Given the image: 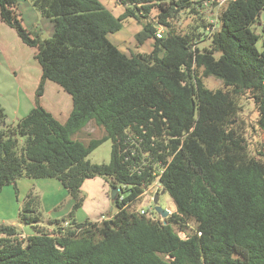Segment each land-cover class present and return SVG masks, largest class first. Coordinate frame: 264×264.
I'll list each match as a JSON object with an SVG mask.
<instances>
[{
    "label": "trees",
    "instance_id": "obj_1",
    "mask_svg": "<svg viewBox=\"0 0 264 264\" xmlns=\"http://www.w3.org/2000/svg\"><path fill=\"white\" fill-rule=\"evenodd\" d=\"M29 1L55 32L42 40L24 25L19 0H0V21L42 69L35 104L17 124L0 102V194L20 179H55L73 207L44 229L31 191L19 218L35 232L0 225V264H264V141L252 153L241 103L254 101L264 136V0L230 2L213 31L201 0H116L120 16L101 0ZM130 18L144 22L138 39L153 40L151 54L109 40ZM209 77L223 87L208 88ZM47 81L71 96L65 123L42 106ZM89 123L104 134L75 140ZM107 141L110 163H91ZM97 177L120 189L117 213L79 221L83 184ZM158 179L176 205L165 221L131 208Z\"/></svg>",
    "mask_w": 264,
    "mask_h": 264
},
{
    "label": "rangeland",
    "instance_id": "obj_2",
    "mask_svg": "<svg viewBox=\"0 0 264 264\" xmlns=\"http://www.w3.org/2000/svg\"><path fill=\"white\" fill-rule=\"evenodd\" d=\"M101 2L115 16H120L124 12V8L118 5L116 3V0H101ZM18 11L21 14V18L23 19L26 28H28L34 34H39L42 40L52 38L55 32L54 22L50 18L43 16L29 0H19ZM186 17H184L185 19H183V23L181 25L182 28H184L189 22V18H192ZM143 23L144 22L138 23L137 20L130 18L125 22L123 28L119 32L115 34H109L108 38L114 45L118 46L120 50L126 52L127 54H151L153 51V40H147L141 43L138 39V35L143 28ZM2 27H5L6 29H12L13 33L15 34L16 40L10 39L7 36L2 38L0 37V86L4 91L6 98L8 99H12L10 98V95L15 93L17 89L28 96L30 94L31 88H39L42 77L41 66L34 58L36 50L25 45L19 38L16 31L4 23H0V35L2 34ZM263 27L264 13L261 15L260 21L257 23V32L262 33ZM209 44L210 43L206 41L205 43H202L200 47H207L209 46ZM257 47L260 51H262V40L258 42ZM162 55L163 54L161 53L160 57ZM204 83L208 88L213 90H217L223 87L221 81L212 77L204 78ZM44 90L45 94L41 99L42 106L46 110L51 112L53 116L61 123H65L71 114L70 112L72 111L71 96L68 95L59 85L52 81H47L45 83ZM4 101L6 102L5 97ZM13 101L14 100H12L11 102ZM241 103L243 105L242 119H244L247 128V136L251 145V151L255 154L257 152V149L260 148L259 143H262L264 141V136H262V134L260 133L257 125L258 112L255 109L254 101L248 99V96H244ZM8 108V110L10 111L9 105ZM17 122L18 121H16V124ZM103 134L104 130L102 128H98L95 124L92 123V125H88L83 132L75 135L74 139L87 144L90 140L98 139ZM111 151L112 142L107 141L99 146L96 150H94L89 155L88 160L93 164H109L111 160ZM90 180H92V186L96 190L100 191L101 198H98L95 194L89 195V193H86L85 191L83 192L82 190L84 199L88 200V202H91V199L97 198L100 202V205H103L102 199H106L113 206L110 197L112 188L106 182V180L100 177ZM22 181H30L29 183L31 184L27 186ZM42 181L44 180H29L27 178L20 179L17 181V191L15 189V186H9L1 192L0 225L15 227L20 234H23L24 237L34 234V228L31 225L22 224L19 218L25 199L31 191L34 195L40 198L39 211L41 215V222L39 223V225L41 227H44V229L50 226V221L52 220V218H54L51 214V208L54 204H58L55 206L56 208H58V212H60L61 210L65 211L64 209L67 206V201L71 200L67 191L64 188H62V192L60 193L55 189L47 190ZM150 199V193H147V195L143 194L140 199H138L134 202L133 205H131V208L138 211L144 210L149 215L153 216V219L159 221L160 219H162V217L157 216V214L153 212L155 205L150 201ZM159 205L163 209L169 210L171 214L176 212V205L167 192L160 196ZM113 208V214H116L117 208L115 206H113ZM110 209H105L104 218L109 217ZM79 212L77 213V219L79 221L82 219L86 220L87 218L82 215V212H80V214ZM57 218H60V220L67 219L65 214L58 215ZM94 218L95 219L93 220H101V218L103 219L102 215ZM162 221L165 220L162 219ZM52 231H54V228ZM179 235L183 239L186 238L185 233L181 232Z\"/></svg>",
    "mask_w": 264,
    "mask_h": 264
},
{
    "label": "crops",
    "instance_id": "obj_3",
    "mask_svg": "<svg viewBox=\"0 0 264 264\" xmlns=\"http://www.w3.org/2000/svg\"><path fill=\"white\" fill-rule=\"evenodd\" d=\"M0 23H2V22L0 21ZM1 32H2V34L0 35L1 38L7 36L10 39L16 40L15 34L13 33L12 29H6L5 27L4 28L2 27ZM36 89L37 88H31L30 94L28 96H26L24 93H22L20 90L17 89V91L15 93L10 95V98H12V99H8V98H6L4 91L2 90V88L0 86V102L3 106V108L5 109L6 113H7V123L9 125H15L16 121H18L23 116L27 115L28 112L33 108V106L35 104L34 100H35ZM4 97H5L6 102L4 101ZM12 100H14V101L11 102ZM8 105L10 107V111L8 110L9 109ZM88 125L91 126L92 123H89ZM84 130H85V128H84ZM29 180H32V179H29ZM43 180L44 181H42V182L45 185V188H47V190L55 189L59 193L62 192L63 186L60 184L59 181H57L55 179H43ZM22 182L27 186H29V184H31V183H29L30 181H22ZM91 182H92V180H86L84 182L83 187H82L83 192L85 191L86 193H89V195L95 194L98 198H101L100 191L96 190L92 186ZM23 183H21V184H23ZM22 189H23V185H22ZM102 193H103V191H102ZM102 200H103V205H100V202L97 198L91 199V202H88V200H85L84 205H83L82 209L80 210V212H82V215L85 216L87 219H90V220L95 219L94 217H98L99 215H102V217L104 218V211L107 208H109V209L111 208L110 209V215H114L113 214L114 208L111 205V203H109V201H107L106 199H102ZM56 205H58V204H54L51 208V210H52L51 214H52V217H54V218H52L51 221L59 220L60 218L59 219L57 218L58 215H64L65 214V216H67L71 212V209L73 207V202H72V200H68L67 206L64 209L65 211L61 210L60 212L57 211L58 208L55 207ZM82 210H84V211H82ZM80 212H79V214H80ZM79 214H78V216H79ZM87 215H89L90 217ZM83 220L84 219H82L80 221H83ZM93 221H98V220H93ZM48 228H50V230H52L53 226L50 225Z\"/></svg>",
    "mask_w": 264,
    "mask_h": 264
},
{
    "label": "built area",
    "instance_id": "obj_4",
    "mask_svg": "<svg viewBox=\"0 0 264 264\" xmlns=\"http://www.w3.org/2000/svg\"><path fill=\"white\" fill-rule=\"evenodd\" d=\"M201 1H202V3H201V6L199 7V11L203 15V18L207 21V25H208L207 30L213 31L218 27L221 14L223 13L226 6L230 2H233L236 0H201ZM163 34H164V30L162 28H159V30L157 32V37L162 38ZM158 182H159V179L153 184V186L146 188V190L144 192V195H147V193L151 194L150 201L152 203H153V197L155 196V194L160 193L162 191L161 186ZM120 192L121 191L119 189V194H120ZM139 212L142 215L152 217V219H153V216L149 215L146 211L142 210ZM153 212L157 213L155 211V207L153 209ZM157 216H160V215L158 214ZM162 219H160L159 221H162ZM163 220H165V219H163Z\"/></svg>",
    "mask_w": 264,
    "mask_h": 264
},
{
    "label": "water",
    "instance_id": "obj_5",
    "mask_svg": "<svg viewBox=\"0 0 264 264\" xmlns=\"http://www.w3.org/2000/svg\"><path fill=\"white\" fill-rule=\"evenodd\" d=\"M166 191L162 190L160 193L155 194L154 199H153V204L155 205V211L163 218V219H167L170 215L171 212L167 209H163L160 205H159V200H160V196L165 194ZM119 194V189L118 188H112L111 190V200L114 202L117 198Z\"/></svg>",
    "mask_w": 264,
    "mask_h": 264
}]
</instances>
